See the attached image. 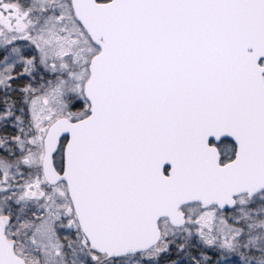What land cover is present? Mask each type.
<instances>
[{
  "label": "snow or ice",
  "instance_id": "snow-or-ice-1",
  "mask_svg": "<svg viewBox=\"0 0 264 264\" xmlns=\"http://www.w3.org/2000/svg\"><path fill=\"white\" fill-rule=\"evenodd\" d=\"M0 264H264V0H0Z\"/></svg>",
  "mask_w": 264,
  "mask_h": 264
}]
</instances>
